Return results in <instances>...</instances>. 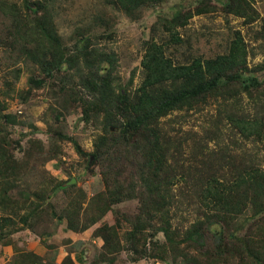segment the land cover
Returning a JSON list of instances; mask_svg holds the SVG:
<instances>
[{"label":"trees","instance_id":"16d2710c","mask_svg":"<svg viewBox=\"0 0 264 264\" xmlns=\"http://www.w3.org/2000/svg\"><path fill=\"white\" fill-rule=\"evenodd\" d=\"M164 1L110 3L138 20L146 9ZM216 8L211 0H201L171 18L162 17L169 39L160 41L152 36L144 42L142 80L133 88L134 75L126 84L119 79L117 53L96 44V33H89L93 25L75 28L72 41L77 39L72 44L64 40L56 22V0H0V14L9 21L4 43L12 56L31 62L38 71V76L30 77L31 88L21 91L20 97L27 100L33 88H54L58 75H64L61 90L69 97L54 91L55 98L66 99L64 103L74 101L82 121L98 124L92 155L101 166L106 186L86 207L84 202L73 201L60 214L47 201L51 192L67 189V180L53 177L52 189L43 180L36 189L14 196L19 181L35 169L34 163L43 161L46 165L59 155V149L46 148L37 137L29 138L26 148L14 140L9 127L19 119L17 114L5 112L8 102L0 95V243L14 244L7 237L23 229L21 223L24 229L33 230L44 215H51L66 220L65 228L77 233L98 224L93 237H100L103 244L90 264H115L122 249L121 221L110 223L105 217L115 204L137 200L138 211L125 216V239L138 254L136 259L167 260L171 255L175 264H264V155L262 161L224 160L222 170L196 181V218L186 225L174 220L178 183L184 172L171 159L175 143L162 123L165 117L198 109L213 99L223 105L219 114H224L239 134L256 142L264 154V78L258 74L264 63L255 68L249 65L248 42L242 30H234L228 51L214 57L195 56L176 62L166 52L167 42L183 43L180 27L195 15ZM221 9L246 25L260 17L251 0H222ZM104 15L101 12L93 17L97 26L110 24ZM112 33L103 32L98 37H112ZM258 33H264V22ZM21 71L14 70L16 78ZM5 83L8 90L14 89L13 82ZM1 91L9 95V91ZM245 99L254 111L244 108ZM60 115L55 113L58 120ZM64 137L63 131L55 130L54 139ZM75 145L87 155L77 142ZM15 251V264H78L71 253L56 263V253L54 262H45L35 251L17 246Z\"/></svg>","mask_w":264,"mask_h":264},{"label":"rangeland","instance_id":"374dc122","mask_svg":"<svg viewBox=\"0 0 264 264\" xmlns=\"http://www.w3.org/2000/svg\"><path fill=\"white\" fill-rule=\"evenodd\" d=\"M199 1L201 0H165L160 5L146 9L140 19L132 20L124 12L114 8L110 0H56V22L64 40L71 44L77 39L76 37L72 41L75 28H90V24L93 25L89 33H96V44L117 53L116 73L119 79L126 84L134 75L135 88L142 80L144 42L152 36L160 41L169 39L170 34L161 23V18H171L177 11L195 7ZM211 1L217 8L195 15L186 26L180 27V35L184 41L181 44L167 42V54L176 62H184L195 56L209 58L226 53L234 30L240 29L248 42L249 65L254 68L261 66L264 63V33L258 32L264 22V0H251L260 17L247 25L241 18L225 13L221 9L222 0ZM101 12L109 21L108 26H103L102 23L99 27L95 23L93 17L100 16ZM6 23H9L8 19L0 14V90L9 91L8 96H5L3 91L0 95L8 102L5 112L17 114L19 119V123L9 127L12 136L14 140L21 141L23 148L27 147L29 138L37 137L43 140L46 148L59 149V155L46 165L43 161L34 163L35 169L19 181L20 185L13 195L19 197L20 192L24 193V190L36 189L43 180L52 189L55 184L53 177L64 181L74 177L77 179L74 184L66 186L67 189L61 187L51 192L47 202L53 203L58 214L73 201L84 202L86 207L91 198L106 189L101 166L94 162L92 155L94 140L100 131L98 124L82 121L80 107L74 101L64 103L69 97V94L61 90L64 75H58L54 88L47 85L33 88L27 100L20 97L21 91L31 88L30 77L33 74L38 76V71L31 62L19 61L12 56L3 41ZM103 32H113L112 37H98ZM17 68L22 69L19 78H16L14 73ZM258 74L264 78V68ZM6 80L13 82L14 89L8 90ZM54 91H59L66 99L57 96L55 98ZM243 106L250 112L255 110L247 99L243 101ZM52 108L62 113L59 120L55 116L57 111ZM220 110L224 111L222 103L211 99L208 104L198 109L176 111L163 119L162 123L175 143L171 159L174 163L177 162L184 172L177 188L179 204L174 207V220L177 224L186 225L196 218V203L193 202L197 198L196 181L215 173L225 161H251L253 158L262 161L264 154L258 144L233 129L225 115L219 114ZM55 130L63 131L66 137L54 139ZM75 142L87 155L78 151ZM137 211L138 201L129 200L115 204L113 210L105 217L110 223L116 222L117 219L121 221L119 228L123 240L122 249L115 264H175L174 256L171 255L167 260L150 257L136 259L138 254L125 239L128 230L125 216H129V213L133 216ZM21 224L23 229H18L7 237L12 239L14 244L0 243V264H15L16 246L35 251L45 257V262L55 260L60 263L69 253H77L80 263L90 264L103 244L100 237H93L98 224L88 228L76 239L74 236L78 233L65 228L66 220H58V217L51 215H44L33 230L24 229L25 225ZM158 236L164 240L162 233ZM55 253L56 258L53 260Z\"/></svg>","mask_w":264,"mask_h":264},{"label":"crops","instance_id":"0c3cea01","mask_svg":"<svg viewBox=\"0 0 264 264\" xmlns=\"http://www.w3.org/2000/svg\"><path fill=\"white\" fill-rule=\"evenodd\" d=\"M82 235H83L82 233H78L77 236H74V239H76L77 237L82 236ZM72 256H73L74 260L79 264L80 263L79 262V259H80L79 255L77 253H72Z\"/></svg>","mask_w":264,"mask_h":264},{"label":"water","instance_id":"95a60500","mask_svg":"<svg viewBox=\"0 0 264 264\" xmlns=\"http://www.w3.org/2000/svg\"><path fill=\"white\" fill-rule=\"evenodd\" d=\"M76 181H77V179L73 177V178H71L69 181H67V182L65 183V186L72 185V184H74Z\"/></svg>","mask_w":264,"mask_h":264}]
</instances>
